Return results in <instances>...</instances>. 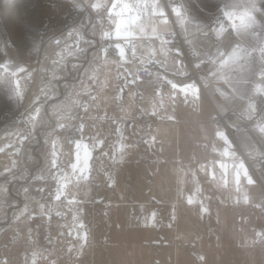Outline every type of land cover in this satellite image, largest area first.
<instances>
[{
  "label": "rangeland",
  "instance_id": "374dc122",
  "mask_svg": "<svg viewBox=\"0 0 264 264\" xmlns=\"http://www.w3.org/2000/svg\"><path fill=\"white\" fill-rule=\"evenodd\" d=\"M137 2L142 3L144 0H109L105 18L111 28V36L114 34L115 37H119L116 35V22L127 18L129 13L125 12L123 16H119L117 15L121 11L119 7L112 13H109L108 9L112 7L113 3L123 5ZM159 2L162 7H165L167 24H162L160 19L151 16L150 12H145L138 21V24L143 26L144 32L142 33L136 25H133L131 36L150 35L153 34L152 29L156 28L158 48L165 51L169 49L167 42L165 43L166 47L162 43L166 40L162 33L175 32L176 30L185 42L187 37L192 36L198 28H206L210 16L214 14L221 15L222 23L226 29L230 30V22L217 11V8L225 2L242 3L243 0H159ZM173 3L182 5L183 11L188 17L187 22H178L176 15L171 11ZM44 6V0H0V63L9 61L12 65L8 73L0 69V116L5 110L13 108L16 82H19V79L29 72L25 52L32 48L34 43L36 45L38 27L45 14ZM226 11L239 13L242 9L229 8ZM235 22L240 23L239 20ZM96 29L97 27L94 28V31L99 34L100 30L96 31ZM232 36H236V33L232 32ZM226 39L229 43L231 37L226 36ZM118 40H116V44L119 42ZM85 43L90 44L91 42L85 41ZM244 46L248 47V44L245 43ZM95 52L96 64L103 71L99 86V94H103L105 89L114 90L119 85L116 68L119 63L116 62L115 56H105L99 48L95 49ZM78 53L77 55L80 54ZM180 53L181 49L177 48L175 54H168L175 58L180 56ZM12 54L19 59L14 61ZM255 55L258 61L259 53ZM127 62L125 60L122 63ZM179 65L183 66V63L180 61ZM16 67H22L24 71L18 72L13 77L11 72L15 71ZM254 67L258 73L259 63L257 62ZM186 68L190 71L188 65ZM91 73L92 76H96V71ZM58 78L57 76L55 79ZM249 79L252 84L260 82L258 75H249ZM52 89L54 88L52 87L50 91L45 89L39 78L28 93L26 88L19 87L20 94L25 96L22 119L30 132H35L43 117L44 119L52 118L48 110L47 114L43 111L40 100L43 95L48 98ZM127 93V119H129L131 136L128 135L126 138L131 139L132 142H127L130 147H128L126 159L123 162L119 161L118 153L114 160L109 152L107 154L102 151L98 152L99 147L96 148V152L95 149L92 150V157L89 160V179L79 182L73 179L67 189L69 193L67 199H72L74 196L77 201L75 205H61L46 200V195L50 193L52 198L56 190V180L47 172L48 153L51 150L49 137L51 135L59 138V147L64 153L63 159L67 160L69 151L67 141L70 138L66 132L60 131L58 127H52L47 133L42 144L47 167L41 169L40 175L34 174L35 168L30 169L32 160L35 159L33 154L37 155L33 148L34 136L30 135L28 139L21 141L22 144L26 141L24 147L17 148L14 141L19 130L2 133L0 136V148H3V151H0V221L6 219L5 214L8 210L10 221L7 224H0V264H33L34 259L35 264H180V250L184 246L189 249L193 248L189 264H201L198 257L203 256V247L206 248L210 244L212 248L219 250L222 244H225L222 239L221 241L219 239L221 232H225V239L227 235H230V240L236 239L235 232L237 231L234 229H236V224L239 225L237 218L239 214L243 219L244 230L248 233L245 240L248 241V244L250 243V225L253 226L252 228L261 227L262 221H264V215L258 214V209L264 208V190L245 162L244 157L249 156L241 154L232 138L233 133L229 127L230 117L219 112L213 100L214 103L212 102L213 105H211L207 99L206 101L202 99L204 102L202 101L199 108L196 107L200 120L205 122V127L212 131L218 127L229 137L232 143L230 151L235 153V157L217 156L209 164L205 152L198 151L187 156L186 137L180 130L177 154L173 152L174 150L171 154L167 152L164 157H155L152 153L153 155L149 157L154 156L152 164L146 161L141 162L137 160L136 155H139L138 147L142 151L143 145L141 146L135 140L140 136L138 127L141 123L135 120L136 114L134 113L137 108L141 113L145 108L136 104V96L132 90L129 89ZM54 96L56 97V92ZM144 99L149 101L148 98ZM34 106L41 110L40 121L35 127L26 123V117ZM193 109L195 108L189 107L187 111ZM156 118L161 119L163 116L159 114ZM113 120L118 121L111 119L110 122ZM58 121L60 122V120ZM246 121L256 122L257 120ZM175 125L173 119V124H169L168 129L162 134H159L155 128L149 130L150 136L145 143L153 147L156 139L163 141L168 139L167 148L173 149L174 137L172 136ZM81 135H83L84 144H92L93 139H89L86 137V133L82 134L80 131L78 136L72 140L80 139ZM203 142L196 140L195 145L200 147L199 150L205 145ZM220 144L221 153L224 142L220 140ZM23 149L26 152H23ZM39 149L42 152V148ZM160 155L162 154L160 153ZM241 161L255 183L248 184L241 175V192L237 193L231 173L234 172L233 164ZM160 162H167V164L162 166ZM221 164L226 165L227 170L222 169ZM201 165L204 166V170H201ZM61 167L64 168L65 165L62 164ZM68 170L70 171V169ZM193 172L195 177H193ZM42 175L44 178L40 179L39 177ZM109 176H111V180L108 179ZM222 176L228 181L227 186L221 179ZM10 184L11 193L15 195L18 202L8 192ZM196 186L200 188L197 203L188 205L185 199L178 195L177 188L179 187L186 197ZM106 189L110 193L107 199H118L117 201L120 202L111 205L102 203L106 200V194L101 195ZM145 192L152 194L151 197L155 201L153 206L135 202L137 199H143ZM245 193L249 197V203L243 202L242 197ZM67 199L62 198L66 203ZM91 200L94 202L91 203ZM163 202L167 203L162 204ZM200 202H203V205L208 209L206 213L199 211ZM40 205L45 206L43 214L41 213L46 217L45 223H31L29 215L41 212ZM64 207L67 208L69 215L62 218L61 216L66 211ZM153 211L157 213L155 222H145V218ZM57 212L61 215H57ZM73 213L79 216L80 222L85 226L80 231L88 233L87 242L83 243L82 248L80 247L82 242L77 239L76 229L72 228L71 234H69ZM173 215H175V220H172ZM46 235L50 239L47 244L45 243ZM262 242L264 241L259 240V245ZM45 245H47V249H44ZM172 246L178 250L177 260L176 254L172 253ZM70 248L75 250L70 252ZM33 253H36L35 257H33Z\"/></svg>",
  "mask_w": 264,
  "mask_h": 264
},
{
  "label": "crops",
  "instance_id": "0c3cea01",
  "mask_svg": "<svg viewBox=\"0 0 264 264\" xmlns=\"http://www.w3.org/2000/svg\"><path fill=\"white\" fill-rule=\"evenodd\" d=\"M94 28H95L94 26H90L88 28V33H87L88 37H85L83 40V45L81 46L79 51L80 54L78 52H75L72 55H70L65 60L64 65L61 66V68L58 70V73H56L55 78L57 76L59 78L57 80L55 79L56 82L53 88L56 87V83L58 80L68 76L69 72L67 70V65H69L70 67V72H75L77 68L81 65L80 61L85 59L86 50L94 46V42L89 37V36L97 35V33L94 31ZM202 30L203 32H206V29L204 27L202 28ZM166 33H162L164 38ZM112 36L113 38L111 40V43H112V48L114 50L113 56L117 58L116 62L119 63L117 64L116 67L117 75H118L117 80L119 82V85H117L114 90L105 89L103 94H99V90H100L99 86L102 79L103 71L102 68L98 67V65L96 64L97 57L94 49L89 52V58L87 64L91 66L93 71H96V76H92V73L90 72L88 75L89 81L83 80L81 83L79 81L74 83H68L66 80H63L61 82V86H62V91L65 93L66 96H64L62 100H58L56 102L53 100L52 102H49L50 97L46 98L45 95H43L42 98L40 97V100L42 101L41 103H42L43 111L45 104L47 103V101L49 102L47 106V110L49 111V115L52 118L51 119H44V117L42 118V122L37 125V128L35 130V136L32 140L35 143L34 144L32 142L34 144L33 148H35L36 144L38 143V138H37V132H38L41 138V142L39 144V147L34 149V152L37 153V155L33 154L35 159L32 160L33 163L32 165H30L32 166V168H30L31 170L35 168L34 169L35 175H40L39 173H41V169H45V167H47V164H45L46 157H44L45 156L44 147L42 145L46 138L47 133L52 127L55 128L57 127L58 120L64 123L66 116L72 114L75 111L81 114V116H83V119L76 122L77 125L74 135L68 134L70 138L69 140H72L78 136L79 125L83 123L85 124L84 133H86V137H88L89 139L91 138L93 139L94 137H99L104 141V143L98 148V152L101 153L102 151L106 154L107 152H109L112 156L114 146L117 149L119 148V145L121 143V137L123 138L122 142L125 145H127V142L131 141V139L126 138V136L128 135L131 136L130 124L128 121L129 119H127V100H126L128 96L127 92L129 91V89L135 93L136 97L137 95H140L143 98H148L149 100L146 101V105L142 106L143 108H145L144 112L141 113L137 108L136 112L134 113L136 114L135 120L137 122L140 121L141 123V125L138 127V129L140 130L139 131L140 136L139 138L135 139L138 142V144H140L141 146L143 145L142 151L138 147L137 153L139 155H136L137 160L141 162L146 161L152 164L153 162L152 159L154 156L152 158H149L150 156L153 155L152 153H154L155 157L157 156L164 157L166 156L167 152L169 154L173 152L177 154L178 146H179L180 130L183 131L182 135L186 137L185 151L187 156H189L190 154L192 155L194 154V152L196 153L198 151L205 152V156L208 158L207 162L209 164L212 163L215 157L221 156L219 150V147H221L220 139L215 137V131H212L208 127L204 126L205 122L200 120L198 116L196 107L198 108L200 107L203 101L202 99H205V101L207 99L211 103V105H213V103L215 102L219 112H221L224 115H228L230 117L229 127L231 128V133H233L232 138L236 143V145L238 146V148L240 149L242 155L244 154L245 155L247 154V156H251L254 154L264 155V140L261 139L259 133L252 127V125L255 122L252 121L248 122L241 116V111L243 108L246 107L247 102L262 94L249 93L248 95H246V97L243 100L239 98L232 99L231 97H229L227 100L224 99V97H221L219 93L216 91V88H220L222 91H227L230 93L231 87L229 84L225 83L224 80H217L212 77H209L207 83L203 81L201 77L207 76V69L210 66L202 67L199 70L196 69L193 65L197 63V61L187 60V58L184 56L182 51L180 53V56L178 57L174 58L170 56V54H175V52L172 53L169 50L164 51L161 48H158L157 33L156 34L151 33L150 35L147 34V35H136V36H128V37H125L123 35L119 37H115L114 34ZM117 39H119L118 43L125 48L126 57H127L126 60L128 61L127 63L119 62V52L118 49L116 48ZM190 39H194L198 44L203 43L204 45H207L211 43L204 35H202L198 31H196L192 36L187 37V40ZM187 40H185V43H187ZM85 41H90L91 43L84 44ZM165 42L167 41L165 40ZM223 43L225 45L228 44L226 38L224 39ZM188 46L190 47L189 44ZM133 47L136 49V57L132 56ZM167 52L170 54H168ZM77 53L79 55H77ZM12 58L14 59V61H17L19 59L13 54H12ZM180 61L183 63V66L185 67L179 65ZM141 65L151 66L154 72V76L144 82L139 80L133 82L134 76L132 74L135 73L136 69ZM186 65H188L190 71L187 70ZM157 75H160L161 77L166 76L167 79L173 80L174 82H178V81H183L185 83L193 82V81L198 82L201 88L199 97L193 98L191 95H189L187 100H185L184 95L181 93L175 98V101L169 100L168 87L163 82H158L156 80ZM230 75L233 77V79H235L236 77L235 72L230 73ZM149 81H151L152 83H156L158 87H160L164 92V105L163 107L157 108V112L155 115H153V109L151 107L152 97H151V92L148 89ZM118 92H119V99L114 100L113 97ZM57 97L59 98L61 97L59 95V91H56V98ZM93 97H95L96 99L93 100ZM82 101H87L89 106H91L92 103H96L97 112H93L90 108L80 109L79 104ZM61 107H63L64 109L59 110L58 108ZM189 107H193L195 109L187 111V108ZM159 114L163 116V118L157 119L156 116H159ZM170 116L172 117V119H169ZM262 116H264V112ZM60 117H64V119H60ZM111 119H117L118 121L116 122L115 125H112L111 124L112 121L110 122ZM173 119L176 124L175 131L173 132L174 135L172 136L174 137V142L172 144L173 149L167 148V144H169L168 139H165L164 141L161 139H160L161 141L159 139H156L155 141L156 143L153 147L152 145L148 146L145 143L147 138L150 136L149 130L155 128V130H157L159 134H162L163 131L168 129L169 124L170 125L173 124ZM149 126H151L150 129ZM117 127H119L120 129L119 133L116 132ZM200 127L201 128L203 127L202 130ZM238 128L240 129L239 131L237 130ZM245 137H247L248 143H251L252 146L255 148V151L250 152L249 148L246 146ZM196 140L201 142L204 141L203 143H205V145L201 147V150H199L200 147L198 145L197 146L195 145ZM163 145L165 146V149ZM213 145L216 146L215 151H213ZM40 147L42 148V152L41 149H39ZM24 151L26 152L25 149H23V152ZM127 151L128 148L125 152L123 159L120 158V153L118 151L116 152V156H118L117 154L119 153L118 156L119 161L123 162V160L126 159ZM160 153L162 155H160ZM166 164L167 162L165 163L160 162V165L162 166ZM49 194L46 195V200L48 202L50 203L57 202L61 205L67 204L66 202H64V200L53 201V199L50 197ZM105 194H106V200L102 201V203L111 205L120 202L117 201L118 199H107L108 195H110L109 190L106 189L104 194L101 196H104ZM151 196L152 194L145 192V195L143 196L144 198L137 199L135 202L139 204H144L145 206H153L155 201L154 199H152ZM93 200H91L90 202L93 203L94 202ZM165 203L167 202H163L162 204ZM64 209H66V211L64 212L65 215L63 214L61 217L64 216L65 218L69 214L67 208L64 207ZM237 218L239 219V225L236 224V229H234V231H237L235 232L236 239L230 240L229 239L230 235H227V238L225 239L226 237L225 232H221L219 239L220 241L222 239L223 243L225 242V244H222L221 249L217 250L215 248H212L210 244H208L206 248L204 247L202 248L203 256L205 257L206 264H264V242H262V244L259 245L258 242L261 239L255 235L256 232L264 231V221H262L263 224L261 227L258 226L257 228H252L253 226L250 225L249 232H250L251 240L250 243L248 244V241L245 240L246 237H248V233L244 230L242 216L239 214L237 215ZM192 250L193 248L189 249L186 246L181 248L180 264H189ZM177 252H178L177 248L175 249V247L172 246V253L176 254V260H177Z\"/></svg>",
  "mask_w": 264,
  "mask_h": 264
},
{
  "label": "snow or ice",
  "instance_id": "6c2138e0",
  "mask_svg": "<svg viewBox=\"0 0 264 264\" xmlns=\"http://www.w3.org/2000/svg\"><path fill=\"white\" fill-rule=\"evenodd\" d=\"M93 9L105 8L106 5L100 2L93 3L91 5ZM120 8L121 11L117 13L119 16H123L125 12L129 13V16L125 19H121L116 22V35L117 36H131L132 35V26L136 25L139 30L143 33L144 28L142 25L138 24L140 16L145 12H150V15L156 18H159L162 24H167V17L165 12V7L161 6L159 0H144V2H137L134 4H123L119 5L116 3L112 4V7L108 9L109 13H112L116 8ZM229 8H240L242 11L239 13L234 11H226ZM171 11L176 15L178 22L185 23L188 21V17L183 11L182 5L172 4ZM217 11L222 13L223 16L230 22V30L226 29L224 24L217 20L218 27H213L209 32H203L202 29L198 28L197 31L204 35L208 40L211 41L210 44L204 45L203 43L198 44L194 39L187 40V43L190 45V51L193 58L197 61L193 66L196 69H201L205 66H210L207 69V76L201 77L203 81L207 83L209 77L215 78L217 80H224L225 83L229 84L231 87V92L222 91L220 88H216V91L224 99L231 97L232 99L239 98L243 100L246 95L249 93H260L264 95V0H243L242 3H222ZM134 13V14H133ZM239 20L240 23L237 24L235 21ZM153 34H156L157 29H152ZM232 32L236 33V36H232ZM71 35V33H69ZM109 32H104L103 36H109ZM231 37L229 43L225 45L223 43L224 39ZM166 43V42H162ZM247 43L248 47H245L244 44ZM35 48V43L33 44ZM116 48L119 51V62H124L126 57L125 48L121 44L117 43ZM214 49V50H213ZM230 49V50H229ZM107 51L106 49L104 50ZM256 53H259L258 61ZM68 55H72V52L69 51ZM132 56L136 57V49L133 47ZM259 63L258 73L255 71V64ZM178 63V62H176ZM9 61L0 63V69L5 73H8L11 69ZM22 67H16L15 71L11 72V75L14 77L18 72H23ZM133 73L134 81L140 80V75ZM235 72L236 77L230 75V73ZM249 75H258L260 82L257 84H252ZM158 82H163L168 87V99L175 101V98L179 94H183L185 100L188 96L191 95L193 98H198L201 92V88L198 82H188L183 81L174 82L173 80L167 79L166 76L161 77L160 75L156 76ZM15 89V94L20 95L19 82ZM148 89L151 92V107L153 109V115L156 114L158 107H163L164 105V92L156 83L149 81ZM43 92V89H41ZM122 91V89H121ZM96 98L93 97V100ZM114 100L119 99V92L113 97ZM35 105V101H34ZM255 114V107L249 100L247 106L242 109L241 116L246 120H252ZM41 110L39 107H33L29 111L26 117V123L32 125L33 127L40 121ZM64 119V117H60ZM169 119H172L170 116ZM58 128H64L65 124L57 123ZM252 127L259 133L262 140H264V116H261ZM78 130L83 134L85 130V124L81 123ZM240 130L239 128L237 129ZM116 132H120L119 127L116 128ZM16 135L19 137L20 141L26 140L28 137L22 133L17 132ZM215 137L219 138L224 142V148L221 151L220 155L223 156H233L235 153L230 151L232 143L229 140V137L225 134L220 128L215 129ZM51 141V150L48 153V174L52 175L56 180V190L52 197L53 201H61L62 198L67 199L69 193L67 191L69 184L75 179L76 182L81 180L89 179L90 165L89 160L92 157V150L100 147L104 141L99 137H94L91 145L83 143V135L80 139L69 140L68 144V158L64 160V153L59 147V138L53 137L50 135ZM119 145V148L113 149L112 158L115 160L116 152L120 153V158L123 159L128 145H125L122 142ZM155 138L153 137V140ZM246 146L249 148L250 152L255 151V148L251 143H248L247 137H245ZM216 150V146L213 145V151ZM0 151H3V148H0ZM64 164L65 167L62 168L61 165ZM201 170H204V166L201 165ZM222 169L227 170V166L221 164ZM234 172L231 173L233 177V182L236 186V192H241V175L247 180L248 184H254L255 181L248 175V171L244 166V163L236 162L233 164ZM70 169V171L68 170ZM7 170V169H6ZM62 173V174H58ZM193 177L195 173L193 172ZM43 179V175L39 177ZM111 180V176L108 177ZM221 179L224 180L225 186H227L228 181L222 176ZM178 195L183 197L188 205H193L197 203V195L200 192V188L196 186L194 190L184 197L183 191L178 187ZM243 202L249 203V197L245 193L243 194ZM77 203L75 197L72 199H67L68 205H75ZM258 207L260 205H257ZM41 213L43 214L44 205H40ZM51 210V209H49ZM199 211L201 213H206L208 209L203 205V202H200ZM57 215L61 213L57 212ZM157 213L153 211L149 216L145 218V222L151 223L155 222ZM172 220H175V215L172 216ZM171 227V224L169 225ZM72 228L76 229L77 239L81 241L80 247H83V243L87 242L88 233L87 231H80L85 228L84 224L80 222L79 216L76 213L72 214V226H70L69 234H71ZM255 235L264 241V231L256 232ZM75 249L70 248L69 251H74ZM36 256V253H33V257ZM198 259L201 261V264H206L205 257L200 256ZM35 264V259L33 260Z\"/></svg>",
  "mask_w": 264,
  "mask_h": 264
},
{
  "label": "built area",
  "instance_id": "2783aa9c",
  "mask_svg": "<svg viewBox=\"0 0 264 264\" xmlns=\"http://www.w3.org/2000/svg\"><path fill=\"white\" fill-rule=\"evenodd\" d=\"M96 2H98V0H44L45 14L38 27L35 48L32 47L25 52L29 65V72L19 79V87L26 88L28 93L34 82L39 78L45 89L50 91L56 82V73H58V70L64 65L65 60L70 56L67 53L69 51L74 53L80 51L83 40L87 37L85 33L87 35L88 28L94 26L93 13L97 9H93L91 5ZM100 2L105 4L106 7L109 4V0H100ZM210 17L209 24L205 28L206 32H209L213 27L219 26L217 24L218 19L222 22V16L219 14H214ZM104 32H109L110 35L105 37L103 36ZM69 33H71V35H69ZM96 37L98 44L97 48H99L105 56L113 55L114 50L111 43V28L107 22L101 26L100 32ZM165 38L170 52L174 53L177 48H180L187 60H195L191 54L190 47L184 42L176 30L175 32L166 33ZM105 49L107 50L106 52L104 51ZM137 70H139L138 74L141 77L139 81L144 82L152 77V67L149 65L139 66L135 73H137ZM24 100L25 96L22 94L19 96L14 94L13 108L5 110L0 116V136L4 131L12 132L15 130L25 133L27 137H30V135H32V137L35 136V132H30L22 119L24 115V111L22 110ZM251 102L255 107V114L252 119L255 121L258 120L264 112V96L259 95L252 99ZM136 104L144 106L146 105V100L142 96L137 95ZM79 108H90L93 112H97L96 103H92V105L89 106L87 101H82L79 104ZM81 119H83V116L75 111L66 116L64 120L65 127L59 128V130L69 135H74L77 125L76 122ZM111 124L115 125L116 121H112ZM14 145L17 148H21L24 147L25 143L22 144L17 136ZM244 158L249 169L256 177L258 184L264 190V155L254 154ZM258 214L261 216L264 215V208L258 209ZM62 218H64V216ZM29 220L31 223L40 224L41 222L44 224L46 217L39 211L30 214Z\"/></svg>",
  "mask_w": 264,
  "mask_h": 264
},
{
  "label": "water",
  "instance_id": "95a60500",
  "mask_svg": "<svg viewBox=\"0 0 264 264\" xmlns=\"http://www.w3.org/2000/svg\"><path fill=\"white\" fill-rule=\"evenodd\" d=\"M85 31H86V29H85ZM85 36L88 37V35H86V33H85ZM89 37L94 42V46H92L91 48H88L86 50V52H85V59L83 61V65L78 70H76L75 72H70V67H69V65H67V70H68L69 74H68V76L65 77V80H69V78H70L71 75H74L76 77V80H78L79 77H80V73H81L82 68L84 67L85 63H87V61H88L89 52L91 50L97 49V47H98L97 37H95V36H89ZM62 81H63V79L62 80H58L57 83H56V87L54 89H52V91L50 92V95H49L50 101L49 102H52L54 100V95H55V92L56 91H59V95L60 96L62 95V89H61V82ZM49 102H47L45 104V107H44V112L46 114H47V106H48ZM37 138H38V143L36 144L35 148H38L39 147V144L41 142V138H40L38 132H37ZM10 187H11V184L8 186V192H9V194H11L12 197H15V195L11 193ZM49 241H50V239H49L48 235H46L45 236V243L47 244V243H49ZM44 249H47V245H45Z\"/></svg>",
  "mask_w": 264,
  "mask_h": 264
},
{
  "label": "trees",
  "instance_id": "16d2710c",
  "mask_svg": "<svg viewBox=\"0 0 264 264\" xmlns=\"http://www.w3.org/2000/svg\"><path fill=\"white\" fill-rule=\"evenodd\" d=\"M106 10H107V7H105V8H102V9H97L94 13H93V21H94V27L96 26L97 27V29H96V31L98 30H100L101 29V26L105 23V22H107L106 21V18H105V12H106ZM95 27V28H96ZM87 33H88V31H87ZM96 37V36H95ZM83 61L84 60H81L80 61V66L77 68V70L83 65ZM93 71V69L91 68V66L89 65V64H87V63H85V65H84V67L82 68V70H81V73H80V77H79V79L78 80H76V77L74 76V75H71L70 76V78H69V80H66L68 83H74V82H77V81H79L80 83L83 81V80H87V81H89V78H88V75H89V73L90 72H92ZM60 80H62V79H60ZM63 80H65V78H63ZM79 83V84H80ZM61 89H62V86H61ZM64 96H66L65 95V93L62 91V95H61V97L59 98V97H55L54 98V101L56 102V101H58V100H62V98L64 97ZM48 102V101H47ZM59 110H61V109H64L63 107H61V108H58ZM3 179V178H2ZM23 236V235H22Z\"/></svg>",
  "mask_w": 264,
  "mask_h": 264
},
{
  "label": "flooded vegetation",
  "instance_id": "af4514ba",
  "mask_svg": "<svg viewBox=\"0 0 264 264\" xmlns=\"http://www.w3.org/2000/svg\"><path fill=\"white\" fill-rule=\"evenodd\" d=\"M10 189H11V187H10ZM13 198L15 200H17V198H15V197H13ZM17 202H18V200H17ZM5 217H6V219L4 221H0V224H7V223H9V221H10V212H9V210L6 212Z\"/></svg>",
  "mask_w": 264,
  "mask_h": 264
}]
</instances>
